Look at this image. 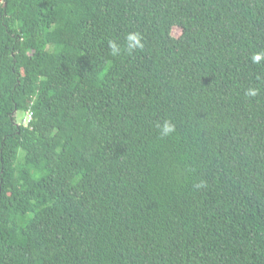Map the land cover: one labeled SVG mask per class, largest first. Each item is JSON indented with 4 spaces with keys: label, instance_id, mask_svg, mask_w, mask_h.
Segmentation results:
<instances>
[{
    "label": "trees",
    "instance_id": "trees-1",
    "mask_svg": "<svg viewBox=\"0 0 264 264\" xmlns=\"http://www.w3.org/2000/svg\"><path fill=\"white\" fill-rule=\"evenodd\" d=\"M0 264H264V0H0Z\"/></svg>",
    "mask_w": 264,
    "mask_h": 264
},
{
    "label": "clouds",
    "instance_id": "clouds-1",
    "mask_svg": "<svg viewBox=\"0 0 264 264\" xmlns=\"http://www.w3.org/2000/svg\"><path fill=\"white\" fill-rule=\"evenodd\" d=\"M129 39L136 40V46H141V45H139V39H138V37H136V36H129ZM110 46L113 48V52L115 54V52L117 51L115 45H110ZM259 59H260V56L259 55H257V56L254 57V60H257L258 61ZM252 94L255 95L254 92ZM162 131H163V134L164 135H167V134H169V133H171V132L174 131V126L171 125L168 122H165V124L163 125V130Z\"/></svg>",
    "mask_w": 264,
    "mask_h": 264
},
{
    "label": "rangeland",
    "instance_id": "rangeland-1",
    "mask_svg": "<svg viewBox=\"0 0 264 264\" xmlns=\"http://www.w3.org/2000/svg\"><path fill=\"white\" fill-rule=\"evenodd\" d=\"M181 33V30L179 28H174L173 30V35L174 36H179ZM26 116V113H23V112H18L17 113V119H18V122H22L23 118Z\"/></svg>",
    "mask_w": 264,
    "mask_h": 264
},
{
    "label": "built area",
    "instance_id": "built-area-1",
    "mask_svg": "<svg viewBox=\"0 0 264 264\" xmlns=\"http://www.w3.org/2000/svg\"><path fill=\"white\" fill-rule=\"evenodd\" d=\"M28 118H31L32 119V114L31 113H29Z\"/></svg>",
    "mask_w": 264,
    "mask_h": 264
}]
</instances>
